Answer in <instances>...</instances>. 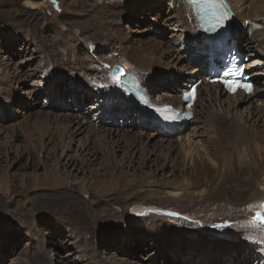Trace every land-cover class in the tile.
I'll return each instance as SVG.
<instances>
[{"label":"rangeland","instance_id":"1","mask_svg":"<svg viewBox=\"0 0 264 264\" xmlns=\"http://www.w3.org/2000/svg\"><path fill=\"white\" fill-rule=\"evenodd\" d=\"M127 1L0 0V264H264V244L244 237L246 220L210 226L199 218L213 206L148 208L125 201L134 190L165 199L172 190L167 183L190 171L180 151L187 141L179 133L204 152L211 146L212 118L234 114L233 98L217 102L216 90L209 94L203 87L184 128L165 130L149 116L135 115L128 101L111 97L105 65L118 51L108 30L116 42L141 47L146 60L155 59L151 74V68L145 72L153 95L179 96L176 88L201 78L185 70L192 44L175 27L169 0ZM104 3L113 11L101 9ZM240 6L257 11L248 20L235 15L236 42L253 39V70L264 71V35L254 37L248 25L258 19V34L264 31V0ZM260 78L259 91L250 95L256 96L235 105L244 113L241 128L264 127ZM242 146L227 150L234 164H250ZM122 178L127 187L100 192L108 180Z\"/></svg>","mask_w":264,"mask_h":264},{"label":"bare ground","instance_id":"2","mask_svg":"<svg viewBox=\"0 0 264 264\" xmlns=\"http://www.w3.org/2000/svg\"><path fill=\"white\" fill-rule=\"evenodd\" d=\"M241 1L242 0H229L235 15L242 20H248L252 17L255 18V14L253 13V11L256 12L257 9L255 7H252V11H246L240 6ZM112 6L113 5L110 6L104 3L100 8L109 13L110 10L112 12L114 9ZM169 6L172 10V13H175V20L179 21L177 22L175 27L181 28V31L184 33V37L186 39H188L189 41L197 42L195 48L192 45L191 47L189 45L186 58H188L189 62H191L187 64V67L185 65V70H188L189 74L194 73V77H202V75L207 71L208 62L206 60V57L209 55L206 56L200 52V50L198 49L200 43L199 36L194 33L191 34L193 28H191L192 20H190L189 17H192V15L190 14L189 9L182 2V0H169ZM107 8L110 10H107ZM172 8L175 11H173ZM257 21L258 19H252L249 20L250 24H248L250 25L249 30L257 33L254 35V37L256 35H264V31L258 34V32H260L261 30L257 29L258 26L260 27V24H255V22ZM238 31L239 26H236V24H234L232 26L230 34L228 33L230 39H236L237 37L239 38L240 35L238 36ZM107 37L109 40H113L112 47L116 46L118 51L116 53L118 56L112 58L109 63L107 62L108 65H105V72L107 73L105 83L109 85L110 88H112V98H123L120 96V90H118L114 86L116 85V83H114L110 77V69L113 67L114 63H118L125 69L127 73H132L140 79L141 85L147 90V93L149 94L151 99H154L155 103H167L171 104L172 106H176L180 102L181 94L184 90H186L185 88H176L180 91L179 96H170L168 94H162L158 96L153 95L154 91H152L150 87L151 81L150 79H148V77L151 74L152 65L154 66L155 64L154 58L146 60V58H144L140 53V49H142L141 47L131 48L128 44L116 42L115 40L117 39V36H114L110 32V30L107 31ZM262 39L264 41V37ZM251 40L253 41V39ZM251 40H247L242 44H239L236 41L235 42L238 49L240 48L239 45L244 46V50L249 52V54L253 56L255 53L252 49L253 45L251 44ZM152 46L154 47V44ZM181 59V56L177 55V57L174 58L175 63L177 62L179 64ZM214 62L217 63L216 60H214ZM256 65L257 64H255L253 60H251L250 62L248 61L246 68H250ZM149 68H151L149 75L148 73L146 75L145 72L146 70H149ZM252 72V77L255 79V81H259L261 79L260 76H264L263 70L252 69ZM203 87H206L205 89L209 94L211 93L212 88L216 90L215 96L217 97V102H219V100L223 96H225L226 99L229 98V100L230 98H233V100L228 101V103L229 106H232L231 110H234V114H230L229 112L225 111L222 115H216L212 118L210 123L212 137H210L208 141V144L211 143V146L208 145V147H205L204 152L199 151L198 148L195 150V147H192L191 143H188V139L186 140L188 134L179 133V135L181 136V141H187V145L185 147L182 146L184 143L181 142V147L183 148L180 151H182L183 159L189 160L190 171H188L187 169L181 170L178 176L173 177V180L167 183L168 187L172 188V190L168 191V194L165 195V199L152 197V195L147 192H144L143 194L140 193L139 196H137L136 194H138V190H134V193H129L128 196L125 197V201L130 203V206L133 207L147 206L148 208L157 204L161 205V203H169L170 205H174V208L185 210L192 208L190 207V205L194 204L204 208L206 206H213L215 207V209L209 216H203L204 218H199L200 220H202V222L214 223L210 226H220L222 224H234L235 222H243L246 220V222L248 223L246 228L249 229V232L245 231L246 236L244 237L251 239L250 241H253L252 238L260 239V243L264 244V236L258 229L259 227L256 226L258 223H254V221L251 219L253 210L259 207L260 202L264 200V127L262 130H248L241 128V123L246 122L244 120V113H238L237 108L239 107L235 106L237 105V103L249 101L251 98L255 97L256 94L250 96L236 93L231 97L229 94L222 91L219 88L218 84H209L204 81L203 86L197 87V100L191 108L193 112H195L198 101H200L202 98ZM255 91H259V89L256 90L255 88L252 93H255ZM128 104L133 106L129 101ZM250 105L251 104H248V106L245 107L247 115L251 114L252 109L250 108ZM133 108L135 115H139L140 112H138L135 106H133ZM144 115L145 114H143V116ZM226 115H230L231 117L228 118ZM261 117H264V112L261 113ZM180 128H184L183 124L181 123L175 124L172 128H169V130L178 131ZM242 143L243 146L240 151L242 152V154L248 153L250 164L248 163V160L244 159V161H236L238 164H234L233 162H231L230 157L227 154V150L229 147L232 148L237 144L241 146ZM35 181L36 179L34 180V182ZM108 181L109 182H107L106 185L100 190L101 193L110 191L112 192L116 188L123 189L128 186V182L124 179L121 180L120 183L117 181L114 182L112 180ZM139 184H144V182L140 181ZM195 193L197 195H195ZM239 208H242L243 211L241 212V209L238 210ZM225 209L226 211H228L226 212V214L223 213ZM236 209L238 211H236ZM149 216L152 217L151 215ZM218 216L221 217L220 221H218L217 219L215 220V218ZM229 226L230 225L223 226L224 228L222 229V231H227L226 228ZM233 233L239 234L240 237L242 235L239 233V231ZM243 248L246 247L244 246Z\"/></svg>","mask_w":264,"mask_h":264},{"label":"snow or ice","instance_id":"3","mask_svg":"<svg viewBox=\"0 0 264 264\" xmlns=\"http://www.w3.org/2000/svg\"><path fill=\"white\" fill-rule=\"evenodd\" d=\"M190 2H193V0H190ZM208 3L210 4H214L217 2V0H207ZM221 17H217V19L219 20ZM219 26V25H218ZM116 72L120 73L119 76L117 75H113L112 79H113V82L116 83V84H121L122 83V77H123V70L122 69H117ZM230 88L232 87V85H228ZM244 87L245 90H249L250 89V85H237V87ZM52 87L53 89L57 88L58 85H56L55 83L52 84ZM234 90V89H233ZM185 99H188L189 98V95L186 94ZM145 104H148L149 101H145L144 102ZM156 112L159 113V109H154ZM164 119L168 120V119H175V116H163ZM261 208H264V203L261 204ZM256 219L257 221L259 222L256 226L259 227V226H264V212H257L256 213Z\"/></svg>","mask_w":264,"mask_h":264},{"label":"water","instance_id":"4","mask_svg":"<svg viewBox=\"0 0 264 264\" xmlns=\"http://www.w3.org/2000/svg\"><path fill=\"white\" fill-rule=\"evenodd\" d=\"M117 69H122L123 72H124L123 77H125V75H126L125 70L123 69V67H121V66L118 65V64H114L113 67H112V69H111V75H112V77H113V75H117V76L120 75V73L116 72ZM123 77H122V78H123ZM262 203H264V200L261 202V204H262ZM262 211H264V208H261V205H260V208H259V209H255V210H254L253 215H252V219L255 220V221H257V219H256V213H257V212H262ZM257 222H258V221H257Z\"/></svg>","mask_w":264,"mask_h":264}]
</instances>
